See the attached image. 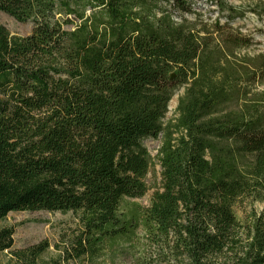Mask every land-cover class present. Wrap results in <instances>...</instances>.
Listing matches in <instances>:
<instances>
[{
    "label": "trees",
    "instance_id": "16d2710c",
    "mask_svg": "<svg viewBox=\"0 0 264 264\" xmlns=\"http://www.w3.org/2000/svg\"><path fill=\"white\" fill-rule=\"evenodd\" d=\"M161 1L0 0L33 25L20 36L0 22V221L73 214L78 258L141 228L184 264H264V53H242L257 43L231 25L235 9L176 21ZM160 137V188L131 209L153 168L143 141ZM247 202L263 211L241 222ZM14 236L0 229V254H17Z\"/></svg>",
    "mask_w": 264,
    "mask_h": 264
},
{
    "label": "rangeland",
    "instance_id": "374dc122",
    "mask_svg": "<svg viewBox=\"0 0 264 264\" xmlns=\"http://www.w3.org/2000/svg\"><path fill=\"white\" fill-rule=\"evenodd\" d=\"M191 12L178 10L177 6L164 0L161 5L166 7L175 18L180 21L182 18L188 21H210L220 20L225 23L227 11L222 5L235 9L237 18L231 25L239 28L244 35L251 36L255 43L253 49L243 51L250 55L264 53V12L262 0H183ZM0 22L9 30L12 35H27L31 33V23H18L7 15L0 14ZM264 91V86L259 88ZM184 93L180 89L169 104L168 113L164 124L174 123L177 119L178 99ZM162 139H147L143 145L147 148L153 168L146 178L148 193L142 199L129 200V207L147 208L154 193L160 188L161 169L158 160V151ZM262 212L263 205L250 202L237 207L235 212L241 222L246 221L249 213ZM11 227L15 230L13 251L0 254V264H27L30 263V249L40 244H46L47 250L37 260L36 264H184L183 259H178L173 246L167 239L158 240L155 236L145 234L140 228L130 239H116L105 241L99 250L78 258L77 251L81 228L77 218L73 214L63 215L61 213L51 214L48 212H22L11 213L0 221V229ZM20 253H22L20 255ZM229 256H222L217 259V264H226Z\"/></svg>",
    "mask_w": 264,
    "mask_h": 264
},
{
    "label": "water",
    "instance_id": "95a60500",
    "mask_svg": "<svg viewBox=\"0 0 264 264\" xmlns=\"http://www.w3.org/2000/svg\"><path fill=\"white\" fill-rule=\"evenodd\" d=\"M172 78H173V76H172Z\"/></svg>",
    "mask_w": 264,
    "mask_h": 264
}]
</instances>
